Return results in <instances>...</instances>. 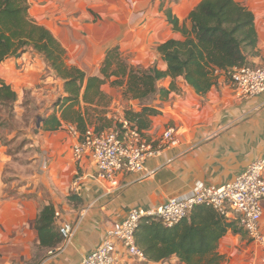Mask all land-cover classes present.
Here are the masks:
<instances>
[{"label": "crops", "instance_id": "obj_1", "mask_svg": "<svg viewBox=\"0 0 264 264\" xmlns=\"http://www.w3.org/2000/svg\"><path fill=\"white\" fill-rule=\"evenodd\" d=\"M200 1L29 0V11L30 15L34 11L35 21L48 28L65 48L66 63L79 67L87 76H93L101 75V65L108 50L116 46L132 65L150 67L157 63L159 68L166 70L167 64L157 47L170 38L184 37L170 22L169 14L178 19L179 28L190 27L189 15ZM236 1L255 16L257 54L251 56L249 62L264 65V0ZM134 30L137 33L132 35ZM128 36L129 39L125 40ZM156 37L160 39L156 41ZM26 57L27 53L7 58L0 65V77L18 94L23 88L29 89L38 105L45 104V111L51 108L48 110L51 114L56 97L65 95L64 81L52 72L43 77L40 69L29 67L28 63L23 65L24 69L31 68L36 72L24 76L26 72L16 71ZM172 80L167 77L160 85L169 88ZM109 82L102 87L107 95L106 104L81 102L84 114L91 106H104V113L100 116L104 124L91 122L87 128L114 129L118 117L124 116L126 109L139 112L144 105H149L160 113L140 119L144 124L141 132L147 141L158 143L164 130L172 126L178 130L179 143L147 159V169L154 171L151 177L139 172L117 174L119 185L112 186L97 176L90 157L77 161L79 166L75 163L72 173L67 174L60 153L69 146L66 155L71 159L70 148L77 144L78 138L66 129L68 122L64 121L52 135L53 140L45 136L41 122L36 143L49 148L53 140L52 149L58 157L56 170L62 176L55 186L64 190V197H54L51 202L60 212L56 224L60 228L62 221L72 223L74 235L70 241L47 250L46 257L39 264H79L103 240L111 225L123 220L133 208H156L169 198L187 194L200 185H223L243 172L249 163L264 156V93L251 99H240L225 72H221L218 84L206 94H198L183 78H177V89L171 91L167 99L158 96L144 104L126 97L123 87L111 86ZM39 83L40 87H37ZM57 85L58 88L60 85V91H57ZM116 111L114 120L111 114ZM133 124L138 126L136 122ZM6 157L1 145L0 255L7 256L6 260L22 255L32 258V246H40L35 220L42 208L37 206V201L7 197V184L3 178ZM76 177L81 178L79 192L73 191L69 185ZM83 210L84 214L80 216ZM223 222H236L241 231L236 233L229 228L221 237L214 253L222 256L218 264H264V245L252 242L230 215ZM261 224L264 233V213ZM148 264L185 263L173 255L160 262L148 261Z\"/></svg>", "mask_w": 264, "mask_h": 264}, {"label": "trees", "instance_id": "obj_2", "mask_svg": "<svg viewBox=\"0 0 264 264\" xmlns=\"http://www.w3.org/2000/svg\"><path fill=\"white\" fill-rule=\"evenodd\" d=\"M29 10V0H0V65L9 57L31 52L42 56L52 73L64 81L65 95L53 105L55 111L40 119L46 131L59 129L65 121L74 124L83 134L92 120L88 110L85 114L82 112L81 102L94 104L106 100L102 87L107 81L112 86H124L126 97L144 104L158 96L167 99L177 89V78H183L198 94H206L218 84L221 72L242 65L255 66L249 62L257 54L255 16L236 0H201L189 15L190 27L179 28L178 19L169 14L170 22L184 37L170 38L157 47L167 64L166 70L157 63L150 67L132 65L116 46L108 50L101 75L93 76L66 63L65 48L48 28L31 17ZM167 77L173 79L169 88L160 85ZM17 101L14 87L0 77V128L7 121L6 115H14ZM159 113L158 109L144 105L139 112L126 109L124 116L138 123L141 131L144 124L140 119ZM7 197L10 196L7 194ZM56 211L55 205L48 203L35 220L40 246L47 250L63 242L56 224ZM225 219L226 216L212 207L200 205L171 228L155 219L145 220L137 231V244L149 262L176 255L185 264H218L222 256L214 253L221 237L229 228L236 233L241 231L236 222L224 224Z\"/></svg>", "mask_w": 264, "mask_h": 264}, {"label": "built area", "instance_id": "obj_3", "mask_svg": "<svg viewBox=\"0 0 264 264\" xmlns=\"http://www.w3.org/2000/svg\"><path fill=\"white\" fill-rule=\"evenodd\" d=\"M238 97L251 99L264 93V65H242L225 72ZM114 129L96 131L90 127L81 134L72 123L66 129L78 138L73 156L80 161L90 157L97 169V176L118 186L117 174L139 172L151 177L153 170L146 167L149 157L179 143L178 130L168 127L158 143L147 141L143 133L125 116H119ZM81 178L71 185L81 191ZM212 207L219 214L236 220L249 239L264 245L262 217L264 213V156L248 164L243 172L223 185H200L189 193L169 198L156 208H133L127 216L114 222L103 240L79 264H144L146 253L137 244V231L143 221L155 219L166 227H173L188 217L197 206ZM84 214V210L80 216ZM60 212L55 214L56 221ZM60 233L63 242L74 235L72 223L62 221Z\"/></svg>", "mask_w": 264, "mask_h": 264}, {"label": "rangeland", "instance_id": "obj_4", "mask_svg": "<svg viewBox=\"0 0 264 264\" xmlns=\"http://www.w3.org/2000/svg\"><path fill=\"white\" fill-rule=\"evenodd\" d=\"M34 16V11H31V17L33 19ZM136 33L137 30L132 31V35ZM128 39L129 36L125 37V40ZM158 39H160V37H156V41ZM27 56L28 57H26V60L20 61V65L17 66L16 71L20 73L26 72L24 76H28L29 74L36 72L31 68L24 69L23 65L28 63L26 65H28L29 67H37V69H40L43 77L49 76L52 70L42 56L31 52H28ZM123 58L126 59V57L124 56ZM25 80L28 81L27 78H25ZM52 82L54 83V85L56 84V81L53 80ZM109 83L111 85V82ZM37 87H40V83L37 84ZM121 87L125 89L124 86ZM57 91H60V85ZM118 93H120V91H118ZM55 95H57V93H55ZM117 96H119V94ZM59 98L60 96L56 97L55 102H57ZM102 103L106 104L107 100L102 101ZM102 105L103 104L99 105L100 107L91 106V109L87 111V113L91 115L92 122L104 124L103 120L100 121V116H102V113H104V106ZM45 106V104L38 105L36 98L31 95V91L29 89L26 90L25 88H23V92H19L18 94V101L16 102L14 108V115L12 117L6 115L7 121L0 128V146L2 145L4 147V151L7 154V161L4 167L5 171L3 177L7 182L5 183L7 184V194L10 196V198L17 197L23 200L27 199L28 201H37V206L40 207V209L44 205L48 204V202L51 203L54 197H64V190L55 186V184L58 183L59 178L62 177L61 173L56 170L58 157L52 149V141L55 140V138L51 137L54 136L56 130L48 132H46L45 130V136L53 139L50 141L49 148H46V146H42L43 144L36 143V136H39L38 132L40 129V126L38 124L40 123L41 125L40 119L42 117L48 116V110L51 109L48 108L47 111H45ZM54 111L55 108H53V111L50 113L52 114ZM115 114H117V111L111 114V117L113 119V115ZM42 130L44 131V129ZM32 142L35 145H32ZM65 148L66 151L65 149H63L60 155L62 154L63 158L61 159L65 160L63 166L67 168L66 170L63 167V170H66L65 172H67V174H70L72 173L71 169L75 168V163L76 166H79V164L77 162L78 160L73 157V146L72 148H70L71 159H69L67 156V148H69V146H65ZM60 149V147L57 149L58 153ZM72 182L73 181H70V187L72 185ZM32 248V258H29L26 255H22L15 259L6 260L5 257L7 256H3L1 254L0 264H39L46 257L48 251L46 248H43L41 246H32Z\"/></svg>", "mask_w": 264, "mask_h": 264}, {"label": "water", "instance_id": "obj_5", "mask_svg": "<svg viewBox=\"0 0 264 264\" xmlns=\"http://www.w3.org/2000/svg\"><path fill=\"white\" fill-rule=\"evenodd\" d=\"M38 125H40V123Z\"/></svg>", "mask_w": 264, "mask_h": 264}]
</instances>
